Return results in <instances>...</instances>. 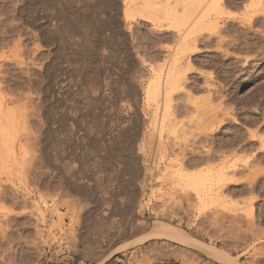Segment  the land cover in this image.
Masks as SVG:
<instances>
[{"label": "rangeland", "instance_id": "rangeland-1", "mask_svg": "<svg viewBox=\"0 0 264 264\" xmlns=\"http://www.w3.org/2000/svg\"><path fill=\"white\" fill-rule=\"evenodd\" d=\"M20 1L0 0V264H97L117 246L129 259L103 264H197L191 251L223 264L167 236L129 244L158 221L264 264V13L243 19L248 1L232 0L237 18L183 53L186 90L163 116L146 88L176 49L174 29L126 14L124 0ZM179 167L205 173L206 187Z\"/></svg>", "mask_w": 264, "mask_h": 264}, {"label": "bare ground", "instance_id": "bare-ground-1", "mask_svg": "<svg viewBox=\"0 0 264 264\" xmlns=\"http://www.w3.org/2000/svg\"><path fill=\"white\" fill-rule=\"evenodd\" d=\"M22 1V0H21ZM20 1V2H21ZM51 1V0H50ZM59 1V0H57ZM108 2L111 3L112 0H106ZM245 1V0H244ZM248 1L247 5L244 6L245 9V16L243 19H247V20H252L253 17L257 16L260 13H264V0H246ZM60 2V1H59ZM67 2V1H65ZM232 0H124V8H125V12L128 15H131L134 13V11H137V15L140 16L141 18H145V19H152V21L157 22L156 24H161V26H163V24L167 27H171L172 29H174L176 31V38H177V43H175L176 47L173 46V48L175 47L176 49H174L171 53V56L169 58H167L166 60H164L163 65L160 67V70H158L156 78L154 76V80H152L149 84L148 87L146 88V92H147V99L148 101H152L154 102V104L156 103L158 109L160 110L159 112L163 114L168 112V109L170 107V102H172V98H173V94L175 91L177 90H183L185 89V85L183 82V78L185 77V74L187 72V70L190 68H183L182 62H181V57L183 56V53L185 52H189L191 50H194L197 47V39L198 36L201 35L204 32H218L220 29V25L223 21L226 20H231V19H235L237 18L232 12H229L227 10V7L229 5H231ZM116 3V2H115ZM70 4V3H69ZM102 4V2H101ZM117 4V3H116ZM22 5V4H21ZM58 5V4H57ZM60 6V5H59ZM91 6V5H90ZM60 8V7H59ZM93 9V8H92ZM60 10V9H59ZM66 11H68V9H66ZM61 12V11H60ZM71 12V11H70ZM73 12V11H72ZM61 14V13H60ZM77 14V13H76ZM64 15V14H63ZM134 15V14H133ZM132 15V16H133ZM243 15V14H242ZM79 16V15H78ZM135 16V15H134ZM80 17V16H79ZM85 17V16H84ZM79 19V18H78ZM132 19V18H131ZM71 20V19H70ZM78 21V20H77ZM100 21V20H98ZM80 22V21H79ZM84 22V21H83ZM154 22V23H155ZM65 23V22H64ZM82 23V22H81ZM153 23V22H152ZM92 24V23H91ZM64 25V24H63ZM65 26V25H64ZM67 26V24H66ZM87 26V25H86ZM160 26V25H159ZM77 27V26H76ZM151 27V26H150ZM53 28V27H52ZM56 28V27H55ZM88 28V27H87ZM93 29V28H92ZM148 29V28H147ZM155 29V28H154ZM77 30V29H76ZM68 31V30H67ZM2 32V31H1ZM0 32V33H1ZM52 32V30H51ZM161 32V31H160ZM35 33V32H34ZM56 33V32H55ZM85 33V32H84ZM87 34V33H86ZM90 34V33H89ZM218 34V33H217ZM10 35V34H9ZM50 35V34H49ZM67 35V34H66ZM136 35V33H135ZM208 35V34H207ZM206 35V36H207ZM88 36V35H86ZM93 36V35H92ZM222 36V35H221ZM68 37V36H66ZM106 37V36H105ZM141 37V36H140ZM210 37V36H209ZM223 37V36H222ZM222 37H219L220 39ZM225 37V36H224ZM76 38V37H75ZM83 38V37H82ZM100 38V37H99ZM207 38V37H206ZM57 39V38H56ZM95 39V38H94ZM169 39V38H168ZM225 39V38H224ZM39 40V39H38ZM80 40V39H78ZM90 40V39H89ZM101 40V39H100ZM4 41V40H3ZM52 41V40H51ZM68 41V40H67ZM95 41V40H94ZM102 41V40H101ZM219 41V40H218ZM97 42V41H96ZM104 42V41H103ZM135 42V41H134ZM7 43V41H6ZM15 43V42H14ZM61 43V42H59ZM68 43V42H67ZM71 43V42H70ZM34 44V43H33ZM37 44V43H36ZM35 44V45H36ZM161 44V43H160ZM221 44V41H220ZM219 44V45H220ZM218 45V46H219ZM34 46V45H33ZM38 46V45H37ZM94 46V45H93ZM14 47V46H13ZM76 47V46H75ZM91 47V46H90ZM89 47V48H90ZM220 47V46H219ZM43 48V46H42ZM45 48V47H44ZM95 48V47H94ZM136 48V47H135ZM138 49V48H137ZM172 49V48H171ZM17 50V49H16ZM19 50V49H18ZM35 50V49H34ZM100 50V49H99ZM79 51V50H78ZM4 52V51H3ZM32 52V51H31ZM5 53V52H4ZM1 53V54H4ZM69 53V52H68ZM73 53V52H72ZM0 54V55H1ZM12 54V53H11ZM20 54V53H18ZM32 54V53H31ZM186 54V53H185ZM14 55V54H13ZM2 57V55L0 56ZM8 57V55H7ZM41 58V57H40ZM183 58V57H182ZM185 59V58H184ZM39 60V59H38ZM54 62V61H53ZM159 63V62H158ZM17 64V63H16ZM20 64V63H19ZM193 64H191L192 66ZM40 66V65H39ZM187 66V65H186ZM157 67V66H156ZM159 67V66H158ZM188 67H190L188 65ZM194 67V66H193ZM49 68V67H48ZM39 69H41L39 67ZM53 69V68H52ZM82 69V68H81ZM153 72V71H152ZM204 73V72H203ZM15 75V74H14ZM27 75V74H26ZM47 75V74H46ZM205 75H207L205 73ZM208 78V77H207ZM29 79V78H28ZM153 79V78H152ZM186 79V78H185ZM1 80V79H0ZM3 81V80H2ZM207 82V81H206ZM3 84V83H2ZM201 84V83H200ZM205 84V83H204ZM209 83H206V85ZM18 85V84H16ZM135 85V84H134ZM210 86V85H209ZM211 88V87H210ZM139 89V88H138ZM217 89V88H216ZM186 90V89H185ZM184 90V91H185ZM188 90V89H187ZM186 92V91H185ZM191 92V91H190ZM215 92V91H214ZM187 93V92H186ZM217 93V92H216ZM134 94V93H133ZM178 94V93H177ZM182 94V91H181ZM184 94V93H183ZM182 94V95H183ZM185 95V94H184ZM183 95V96H184ZM135 96V95H134ZM189 98L191 96V94L189 95ZM193 96V95H192ZM3 97V96H2ZM25 97V96H24ZM207 97L209 98V96L207 95ZM21 98V97H20ZM135 98V97H134ZM137 98V97H136ZM196 98V97H195ZM13 99V98H12ZM194 99V98H193ZM192 99V100H193ZM201 100H203V97L200 98ZM27 100V99H26ZM177 100V99H176ZM200 100V101H201ZM212 100V99H211ZM12 101V100H11ZM20 101V100H19ZM199 102V100H197ZM208 101V100H207ZM16 102V101H15ZM29 102V100L27 101ZM151 102V103H152ZM190 103V100L188 101ZM194 102V101H193ZM201 102H205L201 101ZM200 102V103H201ZM212 103V101H210ZM25 103V102H24ZM185 103V102H183ZM206 103V102H205ZM27 104V103H26ZM25 104V105H26ZM138 104V103H137ZM150 104V103H149ZM191 104V103H190ZM198 104V103H197ZM192 105V104H191ZM194 105V103H193ZM196 105V104H195ZM199 105V104H198ZM91 108V107H90ZM154 109V108H153ZM188 109V108H187ZM186 109V110H187ZM197 109V108H196ZM154 111V110H153ZM9 112V111H8ZM139 112V110H138ZM152 112V111H151ZM155 112V111H154ZM157 112V111H156ZM200 112V110H199ZM198 112V113H199ZM41 113V112H40ZM175 113V112H174ZM173 113V115H174ZM190 113V112H189ZM201 113V112H200ZM8 114V113H7ZM124 114V113H123ZM140 114V113H139ZM168 114V113H167ZM195 113L193 112V115ZM203 114V113H202ZM12 114H10L9 116H11ZM138 115V114H137ZM136 115V116H137ZM157 115V113H156ZM161 115V114H160ZM192 115V114H191ZM204 115V114H203ZM201 115V116H203ZM3 116L4 113H3ZM132 116V115H131ZM159 116V115H158ZM166 116V115H165ZM198 116V115H197ZM14 117V116H13ZM160 116L159 117V127L158 129H163L165 126L164 124V117ZM172 117V116H170ZM174 117V116H173ZM205 117V116H204ZM7 118L8 115H7ZM12 118V117H10ZM9 118V119H10ZM140 118V117H139ZM158 118V117H157ZM167 117H165L166 119ZM8 119V121H9ZM40 119V118H39ZM162 119V120H161ZM176 119V118H175ZM174 119V120H175ZM199 119V118H198ZM208 119V118H207ZM216 119V118H215ZM13 120V119H12ZM171 120V119H169ZM41 121V120H40ZM222 121V120H221ZM80 122V121H79ZM180 122V121H179ZM179 122L177 124H179ZM9 123V122H8ZM7 124V123H6ZM175 124V126L177 125ZM11 125V124H10ZM64 125V124H63ZM68 125V124H67ZM135 125V124H134ZM158 125V124H157ZM174 125V124H173ZM14 127V125H12ZM98 126V125H97ZM169 126V124L167 125ZM166 126V127H167ZM1 127V126H0ZM25 127V126H24ZM85 127V126H83ZM3 128V127H2ZM1 129V128H0ZM7 129V127L5 128ZM68 129V128H67ZM74 129V128H73ZM160 129V130H161ZM174 131V128L172 129ZM4 131V128H3ZM6 131V130H5ZM10 131V130H9ZM13 131V130H12ZM11 131V132H12ZM163 131V130H162ZM160 131V132H162ZM29 132V131H28ZM64 132V131H63ZM155 132V130H154ZM3 133V132H2ZM36 133V132H35ZM56 133V132H55ZM29 134V133H28ZM128 134V133H127ZM251 134V133H250ZM254 134V133H253ZM252 134V135H253ZM12 135V134H11ZM26 135V133H25ZM31 135V134H30ZM78 135V134H77ZM120 135V134H119ZM160 135V133H159ZM83 136V135H82ZM118 136V135H117ZM150 136V135H149ZM161 136V135H160ZM159 136V137H160ZM7 137V136H6ZM9 137V136H8ZM13 137V136H11ZM37 137V136H35ZM33 137V138H35ZM151 137V136H150ZM153 137V136H152ZM32 138V139H33ZM51 138V137H50ZM61 138V137H60ZM79 138V137H78ZM9 139V138H8ZM7 139V141H8ZM15 139V138H14ZM29 139V138H28ZM40 139V138H39ZM3 140V139H2ZM153 140V138H152ZM151 141V140H150ZM3 142V141H2ZM27 142V141H26ZM41 142V141H40ZM67 142V141H66ZM105 142V141H104ZM139 142V141H138ZM159 142H160V138H159ZM35 143V142H34ZM59 143V142H58ZM158 143V142H157ZM153 144V143H152ZM156 144V143H155ZM160 145V143H158ZM29 145V144H28ZM99 145V144H98ZM110 145V144H109ZM142 145V144H141ZM141 145H138V147H140ZM148 145H151L150 143ZM26 146V145H25ZM30 146V145H29ZM33 146V145H32ZM9 147V146H8ZM11 147V146H10ZM9 147V148H10ZM162 147V146H161ZM161 147H157L155 146L154 151H153V160L156 157V152L161 153ZM34 148V147H33ZM52 148V146H51ZM141 148V147H140ZM161 148V149H160ZM35 149V148H34ZM98 149V148H96ZM119 149V148H118ZM143 149V148H141ZM8 150V149H7ZM6 150V151H7ZM86 150V149H85ZM144 150V149H143ZM210 150V148L208 149ZM75 151V150H74ZM95 151V150H94ZM211 151V150H210ZM8 152V151H7ZM6 152V153H7ZM139 152V151H138ZM53 153V152H52ZM57 153V151H56ZM1 154V152H0ZM50 154V153H49ZM44 155V153H43ZM63 155V154H62ZM47 157V156H46ZM126 157V156H125ZM125 159V158H124ZM129 159V158H128ZM55 160V159H54ZM57 160V159H56ZM107 161V160H106ZM110 161V160H109ZM153 162V161H152ZM50 163V162H49ZM57 165V164H56ZM55 165V166H56ZM120 165V164H119ZM134 164H128L127 169L130 172H135V170L137 171V169H135V165ZM54 166V167H55ZM114 166V165H113ZM177 166V165H176ZM175 166V167H176ZM183 166V165H181ZM232 167H236V166H232ZM68 168V166H67ZM113 168V167H112ZM137 168V167H136ZM180 168V169H179ZM179 172L177 175H179L181 178L185 177V180L187 179L186 182H188L187 184L189 186L199 189V187L201 188V186L203 185V187L205 188L206 186H204L205 183H207L208 178L203 179V174L205 173H199V172H184L183 171V167H179ZM237 168V167H236ZM120 169V168H119ZM235 170V169H234ZM260 170V169H259ZM258 170V172H260ZM69 171V170H67ZM117 171V170H116ZM178 171V170H177ZM227 171V170H226ZM229 171V170H228ZM257 171V170H256ZM150 170H149V174H150ZM233 172V171H232ZM118 173V172H117ZM231 173V172H230ZM121 174V173H120ZM148 174V176L150 177V175ZM202 174V175H201ZM222 174V172H221ZM255 174V173H254ZM253 174V175H254ZM259 174V173H258ZM118 175V174H117ZM227 175V174H226ZM234 175V174H233ZM257 174H255L256 176ZM178 176V177H179ZM220 176V175H219ZM225 176L224 174H222L221 177ZM123 177V176H122ZM134 177V176H133ZM206 177V176H205ZM132 178V177H131ZM145 178V177H144ZM221 180H223V178H220ZM249 179V178H248ZM130 180V179H129ZM150 180V179H149ZM230 180V179H229ZM71 181V180H70ZM132 181V180H131ZM129 181V182H131ZM218 181V180H217ZM221 182V181H219ZM245 182V181H244ZM147 183V182H146ZM252 184V182H250ZM202 184V185H201ZM250 184V185H251ZM254 184V183H253ZM125 185V184H124ZM201 185V186H199ZM255 185V184H254ZM103 187V186H102ZM125 187V186H124ZM247 187V186H246ZM249 187V186H248ZM146 185L142 188H140V194H138V199L135 198V196H133V198L131 199V201L129 202L130 206L133 205L134 203H136L140 196H142L144 194ZM254 188V186H253ZM117 189V188H116ZM76 191V190H75ZM102 192V191H101ZM249 192V191H248ZM252 192V191H251ZM89 194V193H88ZM102 196V195H101ZM108 197V196H107ZM90 198V197H89ZM106 198V197H105ZM258 198V197H257ZM119 199V198H118ZM141 200V198H140ZM257 200V199H256ZM58 201V200H57ZM44 202V201H43ZM60 202V201H59ZM140 202V201H139ZM251 202V201H250ZM37 203V202H36ZM45 203V202H44ZM115 204V203H114ZM140 204V203H138ZM33 205V204H32ZM115 206V205H114ZM128 206V205H127ZM34 207V206H33ZM50 209V208H49ZM41 211V210H40ZM39 211V212H40ZM133 211V210H132ZM59 212V211H58ZM38 215V213H37ZM42 215V214H40ZM59 215V214H58ZM62 215H64V213H62ZM123 216V215H122ZM121 216V217H122ZM39 217V216H38ZM59 217V216H58ZM62 217V216H61ZM60 217V218H61ZM133 217V216H132ZM59 218V219H60ZM62 219V218H61ZM39 220V219H38ZM131 220V219H130ZM43 221V220H42ZM63 221V220H62ZM124 222V221H123ZM122 223V222H121ZM135 223V222H134ZM39 224V223H38ZM53 224V221H52ZM124 224V223H123ZM37 225V224H36ZM97 226V225H96ZM39 227V226H38ZM37 227V228H38ZM41 227V226H40ZM39 227V228H40ZM96 228V227H95ZM131 228V227H129ZM44 229V228H43ZM50 229V228H49ZM86 229V228H85ZM38 230V229H37ZM40 231V230H39ZM41 232V231H40ZM70 232V231H69ZM68 232V233H69ZM72 232V231H71ZM91 232V231H90ZM42 233V232H41ZM126 233V232H125ZM147 233V234H146ZM144 235L139 236L137 239L130 241L129 244L132 243H137V242H141L146 240L148 237L151 236H158V237H170L174 240L179 241L180 243L195 247V248H199L202 249L204 251H206L208 254H210L212 257L220 260L223 264H240L239 262H237V260L231 256H229L228 254L225 253H221L218 252L215 248H213L212 246H209L208 244L204 243L203 241H200L199 239L191 236L190 234H188V232L184 231L181 228H177L174 225L166 222V221H158L157 224H155L151 230L147 231ZM82 234V233H81ZM5 235V234H4ZM58 235V234H57ZM79 235V234H78ZM146 235V236H145ZM12 238V237H11ZM86 238V237H85ZM8 239V238H7ZM68 239V238H67ZM35 240V239H34ZM38 240V239H37ZM42 240V237H41ZM40 240V241H41ZM69 240V239H68ZM84 241V240H83ZM2 242V241H1ZM10 242V241H9ZM33 243V241H31ZM35 242V241H34ZM90 242V241H89ZM40 243V242H39ZM129 244H126V246H128ZM34 245V244H33ZM36 246V245H35ZM125 246V245H124ZM152 246V245H151ZM122 248V247H121ZM60 249V248H59ZM120 249V246H117L115 249L110 250L109 252H107L106 254H104L97 262V264H103L105 261H107L115 252H117V250ZM153 249V248H152ZM154 250V249H153ZM7 251V250H6ZM39 251V250H38ZM59 251V250H58ZM57 251V252H58ZM90 250L87 251V253ZM92 251V250H91ZM90 251V253H91ZM95 251V250H94ZM77 252V251H76ZM101 252V251H100ZM86 253V254H87ZM152 253V252H151ZM3 254V253H2ZM41 254V253H40ZM146 254V253H145ZM153 254V253H152ZM3 256V255H2ZM210 256V257H211ZM143 257V256H142ZM85 258V257H84ZM151 258V257H150ZM145 263V262H144ZM195 263V262H193ZM182 264V263H181ZM213 264V263H212Z\"/></svg>", "mask_w": 264, "mask_h": 264}, {"label": "crops", "instance_id": "crops-1", "mask_svg": "<svg viewBox=\"0 0 264 264\" xmlns=\"http://www.w3.org/2000/svg\"><path fill=\"white\" fill-rule=\"evenodd\" d=\"M150 250H151V248L146 247V248L142 249V252L139 255H141V257H142V255H144L146 253V254H148V256H150ZM191 253H194L195 257H193L192 255H189L190 258H193L194 261H197L198 262L197 264H210V261L206 260L202 254H199L198 252H195V251H191ZM113 256H115L116 259H119L122 261H126L129 259V258L127 259V258H123L121 256H118L117 252ZM113 256H112V258H114ZM178 261L179 260L176 258H171V259L162 261L161 264H177ZM153 264H155V263H153ZM158 264H160V263H158Z\"/></svg>", "mask_w": 264, "mask_h": 264}]
</instances>
